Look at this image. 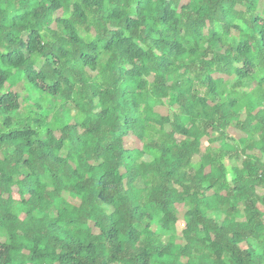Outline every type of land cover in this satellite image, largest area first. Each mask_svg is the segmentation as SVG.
Wrapping results in <instances>:
<instances>
[{"label":"trees","instance_id":"16d2710c","mask_svg":"<svg viewBox=\"0 0 264 264\" xmlns=\"http://www.w3.org/2000/svg\"><path fill=\"white\" fill-rule=\"evenodd\" d=\"M0 154V264H264V0H0Z\"/></svg>","mask_w":264,"mask_h":264},{"label":"rangeland","instance_id":"374dc122","mask_svg":"<svg viewBox=\"0 0 264 264\" xmlns=\"http://www.w3.org/2000/svg\"><path fill=\"white\" fill-rule=\"evenodd\" d=\"M15 90L19 92V95H20L22 101H23V98H24V97H26L27 95H29L27 89H25L24 86H23L21 83H19V84L15 87ZM26 111H27V108L24 107V103H22L21 109L18 111V113H19L21 116H23L24 114H26ZM158 111L161 112V113H163V114L166 113V112H165V109H163V108H160ZM230 134H231V135H234V136H236V137H237V135H238V133H237L235 130H232V129L230 130ZM124 143H125V146L128 147V148H133V147H139V146H140L139 143H138L135 139H132V138H129V139L126 138V139L124 140ZM0 158H1V154H0ZM12 197H13L14 199H16V200L19 198L18 189H17L16 186H14V187L12 188ZM182 224H183V223H182V220H180V221L178 222L177 227H178L179 229H181V228H182Z\"/></svg>","mask_w":264,"mask_h":264}]
</instances>
